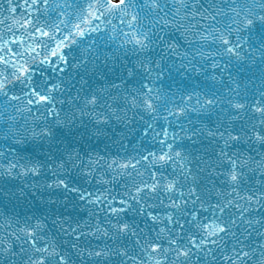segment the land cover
<instances>
[{
    "label": "snow or ice",
    "instance_id": "6c2138e0",
    "mask_svg": "<svg viewBox=\"0 0 264 264\" xmlns=\"http://www.w3.org/2000/svg\"><path fill=\"white\" fill-rule=\"evenodd\" d=\"M94 21L111 27L109 39L119 42L125 56L135 55V69L143 72L135 81L139 87L131 88L134 95L130 100L126 96L125 103L141 109L153 123L157 118L167 122V116L188 119L189 112L216 114L214 128L183 129L188 140L201 134L211 138L214 155L204 160L193 156L196 149L177 146L180 150H175L166 142L167 127L162 129L165 139L159 140V153L109 158L70 146L79 142L78 136L81 140L106 136L109 119L125 120L106 104L104 89L83 87V76L80 88L68 83L65 90L61 83L45 81L40 71L49 64V56L66 60L61 53L66 41L75 44L86 32L99 31ZM179 41L187 50H180ZM257 54L261 66L255 91L249 87L251 80L241 88L229 74L234 85L227 87L229 95L210 88L195 94V104L192 93L182 95L176 104L154 83L144 82L153 76L159 79L165 71L171 74L172 69L180 75L188 68L205 73L197 64L209 60L222 76L229 66L240 71L245 62L256 64ZM177 56L178 67L168 60ZM110 59L95 55L94 71L101 72L96 61L107 68ZM80 63L88 74L87 63ZM124 67L129 77L136 74L127 62ZM205 79L218 77L205 74ZM160 107L167 116H160ZM80 117H89L92 125L80 120L83 132L77 131ZM153 123L145 121V135L154 131ZM160 135L155 133L153 139ZM172 138L179 137L172 133ZM0 142V177L40 176L47 169L53 177L47 188L59 190L74 208L79 202L102 205L95 212L88 210L94 223L76 221L74 227L71 217L59 212L54 217L33 214L23 223L5 218L7 224H0V232L12 231L0 235V264H264V0H4L0 3ZM192 159L199 162L196 172L185 168L184 162ZM170 163L174 169L179 165L180 171L165 174ZM92 180L112 187L96 194L80 186ZM117 183L123 191L114 193ZM32 187L45 185L37 182ZM49 221L69 238L63 245L52 235ZM81 237L103 242L82 246Z\"/></svg>",
    "mask_w": 264,
    "mask_h": 264
},
{
    "label": "water",
    "instance_id": "95a60500",
    "mask_svg": "<svg viewBox=\"0 0 264 264\" xmlns=\"http://www.w3.org/2000/svg\"><path fill=\"white\" fill-rule=\"evenodd\" d=\"M3 2L4 0H0V3ZM14 2H19V0H14ZM57 2L63 3L64 0H57ZM17 15H19V13H17ZM113 22L118 23V21ZM96 25H99V31L86 32L84 37L76 38L77 43L75 44L67 41L65 42L66 47L61 49V53L66 57L65 61H59L58 56H49V64L43 66L40 71H43V79L45 81L50 84L61 83L65 90H67L68 83L75 85V88H80L81 77L83 76V80L85 81L83 87L87 90H91V88L104 89L106 104H111L112 108L116 110V114L125 117V120L109 119L108 125L104 126V131L107 133L106 136H92L91 139L85 136L83 140L78 136L77 140L79 142H73L70 146L75 147L81 153L90 151L95 155L96 152H99L101 155L109 156V158L117 154L122 157H127L129 155L135 156L137 153L146 154L147 151H156L159 153L161 148L159 140L165 139L162 129L167 127L169 137L166 138V142L173 144L175 150H180L177 146H183V148L189 150L196 149L197 151L193 152V156H201L204 160H208L210 155H214V146L210 143L211 138L207 137L206 134H201L199 137L193 136L192 140H188L185 138L183 129L192 127L201 128L203 126L214 128L213 121L217 119L216 114H197L195 112H189L188 119L193 121L190 125L188 119L181 118L177 120L174 116H167L163 107H160V116H167V122L164 119L157 118L153 123L148 114L144 113L139 108H132L130 103H125L126 96L130 100L131 95H134V93H131V88L139 87L135 81L141 79L143 72L142 70L135 69L134 62L137 59L135 55L129 52L128 55L125 56L124 49L120 48L119 42L109 39L111 27L101 23V21H94L93 26ZM174 36L178 38L179 34L175 33ZM58 38L62 37H59L58 34ZM179 42L180 50H187V46L183 41ZM49 47H55V44L53 43L49 45ZM83 50H87L86 56L82 55ZM157 51H159V49H157ZM101 53L113 57V59L108 61L107 68H105L100 61H96L95 63L101 69V72H95L91 61L95 55ZM189 58H191V54ZM101 59H103V55H101ZM199 59L200 58L197 57V60ZM168 60L170 63L175 62L177 67L179 66L180 57H168ZM80 61H85L87 63L89 68L88 74H85L84 67ZM125 62H127L128 68H133L136 72L133 77L128 76L127 70L124 67ZM224 62H226V58L221 62L222 67ZM52 64L56 66V71H53L50 66ZM210 64L211 60L205 62L203 65L197 64V67H203L205 69V73H197L191 68H188L187 71L181 69L180 71L183 72L184 75H180L172 69L170 70L171 74H169V71H165L159 79L153 76L144 82L149 84L154 83L155 87L162 89L170 98L174 99L176 104H180V97L188 93L193 94V104H195V94L206 92L210 88L213 91L219 89L218 95H229L226 91L227 87L234 86L231 85L229 74L237 79L241 88L251 80L252 83L249 84V87L255 91V85L260 83L259 68L261 65L258 54L256 64L245 62L240 71H237V67L229 66L225 69L222 76L218 70L212 69ZM73 65H76V67H73ZM205 74H215L218 80H207L205 79ZM36 78L39 79L38 75ZM112 85H117L118 87H112ZM75 88L73 89V94ZM108 97H113L114 99H108ZM222 107H226V105H222ZM97 111H106V108H98ZM219 111V109L216 110L217 113H219ZM141 117H143V119H141ZM80 120H83L84 124H88L89 127L92 126L89 117H80L77 121V131H84L83 127L79 126ZM145 121L153 123L154 128V131L150 129L147 135L144 134V129L146 127ZM155 133H161V135L154 140L153 136ZM172 133H177L179 138L174 140L172 138ZM69 140H71V137H69ZM112 141H118V143L113 144ZM193 141H196V143H193ZM6 147L7 145H5V148ZM24 147L29 151L32 150L31 145H26ZM205 149L207 151H205ZM37 158L43 160L44 156L38 155ZM184 163L186 169H191L192 172L198 171L199 162L195 159H192L191 163ZM174 170L179 172V165L174 169L173 165L170 163L165 174L171 173ZM110 175V173L107 174L106 178H109ZM148 178V173L145 172L144 179ZM52 179L51 172L47 169H43L42 175L40 176L29 174L15 178L0 177V224L6 225L7 221L5 218L7 217H11L13 220L19 219L21 223H23L28 216H32L33 214L43 216L46 213H52L54 217L57 212L62 213L65 217H71L73 227L76 221L83 222L91 220V222L94 223V219L88 216V210L91 208V210L95 212L102 205L98 204L95 207H91L87 205L86 202H79V205L74 208L71 203L65 200L64 194L59 190L47 188V183H50ZM136 179L137 181L139 180V178ZM37 182L45 185V187L43 189L32 187V185ZM123 182L124 181L121 180L119 183ZM119 183L115 186L114 193L123 191V189L119 187ZM80 186L96 194H99L97 192L98 189L103 191L104 187H112V185L96 184L95 180L89 183H83ZM4 193L8 194L5 195ZM71 199L72 197L70 196L69 200ZM48 200H54L56 203L49 205L46 203ZM31 223H35V219H33ZM48 224L52 235L63 245L64 240L69 238L63 236V234H59L58 230L52 228L50 221ZM64 226L67 228L68 224L66 223ZM11 231V228H6L5 231L0 232V235L6 236L8 232ZM82 231L87 230L82 229ZM102 242L103 241L96 240L94 237H81L82 246L85 243L100 244ZM227 243L230 250V246L233 242L229 240Z\"/></svg>",
    "mask_w": 264,
    "mask_h": 264
}]
</instances>
